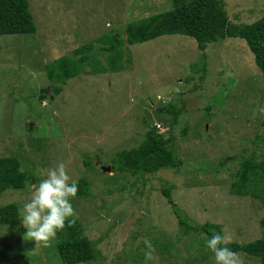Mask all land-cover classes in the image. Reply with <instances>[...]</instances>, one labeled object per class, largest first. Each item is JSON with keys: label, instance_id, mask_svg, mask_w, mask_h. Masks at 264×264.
<instances>
[{"label": "rangeland", "instance_id": "374dc122", "mask_svg": "<svg viewBox=\"0 0 264 264\" xmlns=\"http://www.w3.org/2000/svg\"><path fill=\"white\" fill-rule=\"evenodd\" d=\"M223 1L233 24L264 16V0ZM167 2L28 0L36 33L0 36V157L16 156L37 184L39 170L59 162L73 180L85 177L90 195L71 203L99 251L93 264H145V238L155 248L148 264L201 256L196 239L202 236L180 230L159 190L165 182L176 185L172 198L190 221L221 225L229 242L245 244L264 235V189L257 197L230 193L241 161L264 151V115L253 117L264 106V80L244 41L226 38L199 51L191 38L162 36L129 47L124 70L80 75L50 96L43 65L112 29L122 31L128 22L167 11ZM42 91L45 100L39 99ZM174 99L184 109L173 148L184 170H160L147 175L145 185L111 172L116 153L143 139V121L163 128L155 109ZM34 190L35 185L7 190L0 206L13 203L20 210ZM25 233L21 217L16 227H0V264H63L55 248L58 236L43 247L25 240ZM161 242L170 243V252ZM239 254L243 264H261ZM203 263L215 261L207 256Z\"/></svg>", "mask_w": 264, "mask_h": 264}, {"label": "trees", "instance_id": "16d2710c", "mask_svg": "<svg viewBox=\"0 0 264 264\" xmlns=\"http://www.w3.org/2000/svg\"><path fill=\"white\" fill-rule=\"evenodd\" d=\"M167 1L168 6L170 4L167 11L128 22L122 31L112 29L90 42H85L69 54L43 65V71L50 84L52 83L49 86L50 96L60 95L66 83L74 81L80 75L99 77L124 70V57L127 62L130 61L127 54L129 47L166 35L191 38L196 42L199 51L226 38L240 39L254 56L264 80V16L254 23L233 24L226 14L223 0ZM36 30L28 0H0V36L33 35ZM196 68L197 66L195 72ZM192 78L194 79L190 77L188 81ZM46 98L42 91L39 99ZM177 102L174 99L155 109L157 121L163 128L153 125L154 122L150 120L143 121L148 126L143 139L137 146L116 153L111 159V172L130 174L134 180L145 185L147 175H153L160 170H171L176 174L182 168L184 170V160L173 149L174 128L181 121L180 117L184 112L183 107L178 106ZM38 117L39 115L37 119ZM187 130L188 126L184 127L182 135H185ZM233 178L231 194L257 197L260 194L259 189H264V151L258 158L254 153L244 158L233 172ZM37 180V176L21 169V162L16 156L0 157V196L7 190L28 191L30 186L37 184ZM77 182L79 190L74 199L89 196L91 191L85 177H80ZM174 188H176L174 183L165 182L159 190L170 206L180 230L202 237L200 240L196 239L201 256L171 264H204L207 256L214 258L213 253L205 247L206 239L211 236L212 230L224 234L223 229L221 225L215 223L196 224L190 221L172 198ZM19 211L18 206L13 203L0 206V227H16L20 220ZM88 225L82 224L76 218L74 225L71 227L66 225L63 231L57 233L55 248L63 264H93L97 261L99 251L96 243L85 234ZM260 225L264 227L263 220L260 221ZM227 246L264 264V235L252 242L245 244L229 242ZM160 247L164 252H170V243L164 245L161 242ZM141 257L145 258L144 255Z\"/></svg>", "mask_w": 264, "mask_h": 264}, {"label": "clouds", "instance_id": "9594fccd", "mask_svg": "<svg viewBox=\"0 0 264 264\" xmlns=\"http://www.w3.org/2000/svg\"><path fill=\"white\" fill-rule=\"evenodd\" d=\"M264 115V106L253 110V117ZM42 178L35 185L31 198L19 211L21 222L26 229L25 240H33L36 246L48 247L57 233L76 222V212L71 201L77 196L79 186L68 174L66 164L59 162L55 167L40 169ZM230 237L215 230L206 239L205 247L214 255L215 264H243L239 253L227 245ZM145 264L155 259V248L151 240H143Z\"/></svg>", "mask_w": 264, "mask_h": 264}, {"label": "water", "instance_id": "95a60500", "mask_svg": "<svg viewBox=\"0 0 264 264\" xmlns=\"http://www.w3.org/2000/svg\"><path fill=\"white\" fill-rule=\"evenodd\" d=\"M106 170H107V171H110V168H109V167H107V168H106Z\"/></svg>", "mask_w": 264, "mask_h": 264}]
</instances>
